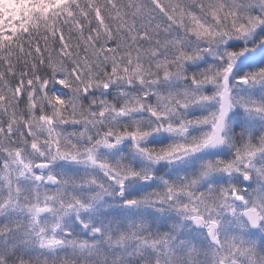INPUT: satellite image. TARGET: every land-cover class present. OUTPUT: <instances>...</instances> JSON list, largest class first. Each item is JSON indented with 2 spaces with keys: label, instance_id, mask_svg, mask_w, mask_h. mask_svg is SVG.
<instances>
[{
  "label": "snow or ice",
  "instance_id": "snow-or-ice-1",
  "mask_svg": "<svg viewBox=\"0 0 264 264\" xmlns=\"http://www.w3.org/2000/svg\"><path fill=\"white\" fill-rule=\"evenodd\" d=\"M0 264H264V0H0Z\"/></svg>",
  "mask_w": 264,
  "mask_h": 264
}]
</instances>
